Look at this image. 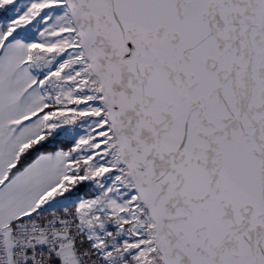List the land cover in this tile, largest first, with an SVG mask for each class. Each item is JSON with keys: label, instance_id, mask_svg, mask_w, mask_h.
<instances>
[{"label": "snow or ice", "instance_id": "1", "mask_svg": "<svg viewBox=\"0 0 264 264\" xmlns=\"http://www.w3.org/2000/svg\"><path fill=\"white\" fill-rule=\"evenodd\" d=\"M0 264H264V0H0Z\"/></svg>", "mask_w": 264, "mask_h": 264}]
</instances>
